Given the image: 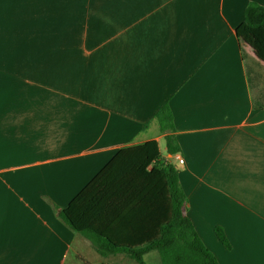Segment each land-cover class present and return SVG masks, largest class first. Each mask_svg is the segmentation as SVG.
<instances>
[{"label":"crops","instance_id":"1","mask_svg":"<svg viewBox=\"0 0 264 264\" xmlns=\"http://www.w3.org/2000/svg\"><path fill=\"white\" fill-rule=\"evenodd\" d=\"M254 4L0 0V264H139L101 256L59 214L149 140L219 263L264 264V58L237 33ZM166 104L175 130L161 133ZM144 259L160 264L157 251Z\"/></svg>","mask_w":264,"mask_h":264},{"label":"trees","instance_id":"2","mask_svg":"<svg viewBox=\"0 0 264 264\" xmlns=\"http://www.w3.org/2000/svg\"><path fill=\"white\" fill-rule=\"evenodd\" d=\"M237 33L264 58V6L250 5ZM152 121L161 133L175 130L167 104ZM165 141L170 155L180 151L174 136ZM186 202L179 171L149 140L120 149L59 215L104 257L123 254L147 264L145 255L157 251L160 264H220L186 215ZM215 233L231 249L224 230Z\"/></svg>","mask_w":264,"mask_h":264},{"label":"rangeland","instance_id":"3","mask_svg":"<svg viewBox=\"0 0 264 264\" xmlns=\"http://www.w3.org/2000/svg\"><path fill=\"white\" fill-rule=\"evenodd\" d=\"M162 147H164V145L162 144ZM152 258V257H151ZM152 260V259H151ZM152 261H154V259L152 260ZM156 261V260H155ZM147 263L148 264H152L151 262H149V260H147Z\"/></svg>","mask_w":264,"mask_h":264},{"label":"built area","instance_id":"4","mask_svg":"<svg viewBox=\"0 0 264 264\" xmlns=\"http://www.w3.org/2000/svg\"><path fill=\"white\" fill-rule=\"evenodd\" d=\"M179 162L182 164V163H183V160L180 158V159H179Z\"/></svg>","mask_w":264,"mask_h":264}]
</instances>
